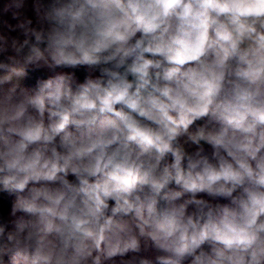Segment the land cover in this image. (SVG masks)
<instances>
[{
  "label": "clouds",
  "instance_id": "obj_1",
  "mask_svg": "<svg viewBox=\"0 0 264 264\" xmlns=\"http://www.w3.org/2000/svg\"><path fill=\"white\" fill-rule=\"evenodd\" d=\"M0 193V264H264V0H0Z\"/></svg>",
  "mask_w": 264,
  "mask_h": 264
},
{
  "label": "trees",
  "instance_id": "obj_2",
  "mask_svg": "<svg viewBox=\"0 0 264 264\" xmlns=\"http://www.w3.org/2000/svg\"><path fill=\"white\" fill-rule=\"evenodd\" d=\"M29 16H31V13H29ZM12 23H15V21H12ZM15 35V33H13ZM40 75V73H33L31 74L30 78L26 81V83L30 86L34 85L36 78ZM77 76L82 80L84 76L83 70H80L77 72ZM71 179V177H70ZM14 197L9 196L6 193H0V216H3L5 218H10L9 213L11 210V204ZM223 202V201H221Z\"/></svg>",
  "mask_w": 264,
  "mask_h": 264
}]
</instances>
